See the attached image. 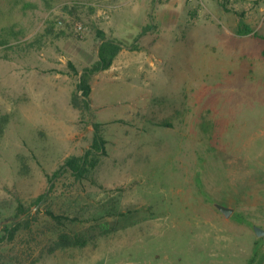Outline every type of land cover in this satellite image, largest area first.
Wrapping results in <instances>:
<instances>
[{"label": "rangeland", "instance_id": "obj_1", "mask_svg": "<svg viewBox=\"0 0 264 264\" xmlns=\"http://www.w3.org/2000/svg\"><path fill=\"white\" fill-rule=\"evenodd\" d=\"M240 13L256 34L236 33ZM101 30L122 48L92 75L84 110L69 63L80 72L97 59ZM95 122L107 154L82 183L48 192ZM18 203L28 215L16 217ZM47 208L94 237L48 252L60 227ZM254 226L264 0H0V264H264Z\"/></svg>", "mask_w": 264, "mask_h": 264}, {"label": "trees", "instance_id": "obj_2", "mask_svg": "<svg viewBox=\"0 0 264 264\" xmlns=\"http://www.w3.org/2000/svg\"><path fill=\"white\" fill-rule=\"evenodd\" d=\"M239 15L240 19L235 30L236 33L248 34L253 32L252 26L246 23L243 19V14L240 13ZM151 17L154 18V15L151 14ZM144 30H146V28ZM98 34L101 40L98 45L97 59L91 65L83 67L80 72L71 62L69 63L71 69L79 74L77 89L76 92L72 94L71 102L75 107L84 110L90 109V94L92 91L90 79L92 75L108 69L122 48V43L120 41L107 38L104 31H98ZM253 34H256V32H253ZM93 127L94 132L90 146L85 149L83 154L68 157L64 161V164L49 176L50 186L48 192H56L58 186L71 187L75 183H82L92 174L93 170L100 164L103 157L107 154V140L104 136L103 129L101 128V123L95 122L93 123ZM44 197H46V193L40 195L37 201L42 200ZM26 211L25 206L22 203H18L16 217H19L22 214L28 215ZM46 213L54 221L55 225L60 227L57 231V237L52 242L48 252L51 253L59 248L84 246L94 237L93 234L91 236L86 235L88 234L86 232L69 231L61 228V226H65L67 220L73 221L75 219L74 217L71 218L69 215L56 213L52 208H47ZM28 226L27 219L23 222L15 221L12 225L6 226L4 231L8 234L9 238H13L20 229L27 228ZM113 228H115V226ZM103 231H108V229L103 228Z\"/></svg>", "mask_w": 264, "mask_h": 264}, {"label": "water", "instance_id": "obj_3", "mask_svg": "<svg viewBox=\"0 0 264 264\" xmlns=\"http://www.w3.org/2000/svg\"><path fill=\"white\" fill-rule=\"evenodd\" d=\"M216 207L226 216L228 217L230 213L232 212V208L222 205V204H216ZM254 231L258 236H261L264 234V229L258 226H254Z\"/></svg>", "mask_w": 264, "mask_h": 264}]
</instances>
